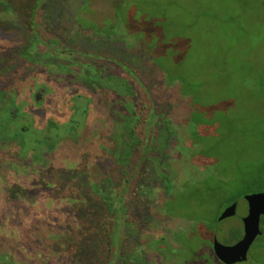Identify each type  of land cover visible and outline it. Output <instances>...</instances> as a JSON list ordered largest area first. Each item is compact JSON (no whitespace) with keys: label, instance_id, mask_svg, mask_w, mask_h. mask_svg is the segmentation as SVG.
I'll return each instance as SVG.
<instances>
[{"label":"rangeland","instance_id":"1","mask_svg":"<svg viewBox=\"0 0 264 264\" xmlns=\"http://www.w3.org/2000/svg\"><path fill=\"white\" fill-rule=\"evenodd\" d=\"M5 1L0 264H79L78 213L89 195L103 208L98 185L114 264H223L214 238L240 242L244 197L264 192V0ZM260 228L243 264H264ZM161 238L191 250L166 258Z\"/></svg>","mask_w":264,"mask_h":264},{"label":"trees","instance_id":"2","mask_svg":"<svg viewBox=\"0 0 264 264\" xmlns=\"http://www.w3.org/2000/svg\"><path fill=\"white\" fill-rule=\"evenodd\" d=\"M14 4L12 2L9 1H5V2H0V6L4 9L7 8L9 10L14 9ZM38 5V4H37ZM33 17H32V21H33ZM156 50H153L150 53H155L156 55ZM158 56L161 57V54H159ZM160 59L162 58H158L155 59V62L157 63V65H159L163 71V74L166 76V81H168L169 83H173L176 84L177 82L179 83V87H180V91L182 96H187L185 94L182 93V83H181V79L179 77L178 74H175L174 72L171 71V69L165 67L164 65H162V62H160ZM151 60V59H150ZM181 59H178V62L181 64L183 61H180ZM158 61V62H157ZM162 61V60H161ZM155 62H153L155 64ZM175 62H173V66H177V64H174ZM156 65V64H155ZM178 67V66H177ZM33 68V67H32ZM13 69V68H12ZM41 72V71H39ZM0 94L2 95V98H0V105L1 103H3L4 101H6L4 98V96L6 95L4 93V91L0 92ZM8 94H10V92H8ZM41 95V94H40ZM10 97V96H9ZM80 97V96H78ZM195 114V113H194ZM12 116V120H16L17 119V110H13V112L11 113ZM196 115H193L192 120L195 118ZM6 123V122H5ZM11 127V124H8V128ZM64 128V127H63ZM59 126H57L54 123L49 122L47 125V128L45 129V131L50 132L52 130H58ZM20 134H22V141L25 143V139H26V133L29 130H21L20 129ZM71 135V134H70ZM68 137V136H66ZM51 138H49L50 140ZM59 137L56 136V141H58ZM39 143V141H37ZM23 150V149H22ZM22 154V151H21ZM86 184H88V181H86ZM103 187L100 185H98L97 187H94V193H97L100 198H102V205L103 208H101V205L99 206V202L93 200V198L90 197L89 198H84V196H82L85 200V203H83V205L81 206L78 215H83L81 220V224L80 225H86L87 228V233L85 235V238H81L78 243H77V255H78V263L79 264H114L115 262V256L116 253L114 251V248L117 244L116 241V236L111 234V231H109V227L111 226V215L109 216L108 214H111L112 208H111V204H110V196L106 193H104L102 191ZM243 198V195H237L236 198H234L232 200L231 203L236 202L238 199ZM100 209L102 210V215L103 218L100 219L98 218L99 215L98 212L100 211ZM90 215V217L87 218V215ZM98 216V217H97ZM87 218V219H86ZM115 226L116 228L119 227V223L116 220L115 222ZM174 239L176 241H180V237L177 234V232L173 233ZM165 241L164 238H161L158 242L156 247V250L160 253H162L166 258H168L170 256V254L172 252L175 251H180V250H185V251H189L191 249H189V246H187V242H181L183 245V247H180L179 249L175 250L173 249L169 244H166L164 247L161 246V244ZM178 241V242H179ZM166 243V242H165ZM154 246V245H153ZM152 246V247H153ZM170 258V257H169Z\"/></svg>","mask_w":264,"mask_h":264},{"label":"water","instance_id":"3","mask_svg":"<svg viewBox=\"0 0 264 264\" xmlns=\"http://www.w3.org/2000/svg\"><path fill=\"white\" fill-rule=\"evenodd\" d=\"M247 204V215L243 218L244 234L240 242L233 246L222 245L217 238L213 240V251L217 259L223 264H243L249 260V251L261 236V218L264 216V192L249 194L244 197ZM238 202L227 207L218 221L235 217Z\"/></svg>","mask_w":264,"mask_h":264},{"label":"flooded vegetation","instance_id":"4","mask_svg":"<svg viewBox=\"0 0 264 264\" xmlns=\"http://www.w3.org/2000/svg\"><path fill=\"white\" fill-rule=\"evenodd\" d=\"M11 113H12V112H11ZM21 130L25 131L23 128H22ZM234 203H235V202H234ZM234 203H232V204H234ZM232 204H231V205H232ZM231 205H230V206H231Z\"/></svg>","mask_w":264,"mask_h":264}]
</instances>
